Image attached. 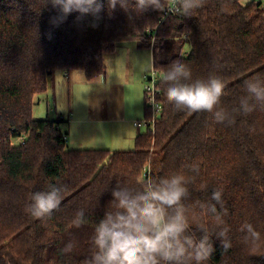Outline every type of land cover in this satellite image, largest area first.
I'll list each match as a JSON object with an SVG mask.
<instances>
[{
	"label": "trees",
	"instance_id": "obj_1",
	"mask_svg": "<svg viewBox=\"0 0 264 264\" xmlns=\"http://www.w3.org/2000/svg\"><path fill=\"white\" fill-rule=\"evenodd\" d=\"M99 2L102 20L93 28V18L77 20L78 13L53 26L56 13L46 0H0V264H84L95 251V227L111 210V189L139 187L149 174L195 176L184 204L196 239L203 235L198 225L218 231L200 205L214 203L212 191L223 189L232 246L224 251L213 235L207 264H264V107L237 115L233 124L217 123L211 113L170 104L160 83L161 73L180 59L192 81L217 76L225 82L219 107H238L247 95L244 82L264 80V6L205 0L184 17L151 8L139 14L135 0L128 10ZM125 41L151 51L161 103L154 127L139 132L128 151L68 148L58 127L63 120L32 117L35 98L48 90L55 71H81L89 81L102 75L104 54ZM150 113L145 98V118ZM21 136L24 143H16ZM193 164L199 175L190 171ZM52 184L64 189L59 208L50 218L32 217L25 211L31 195ZM79 209L86 223L77 228L72 221ZM245 223L261 234L258 245L244 242ZM70 242L74 248L65 253Z\"/></svg>",
	"mask_w": 264,
	"mask_h": 264
},
{
	"label": "clouds",
	"instance_id": "obj_2",
	"mask_svg": "<svg viewBox=\"0 0 264 264\" xmlns=\"http://www.w3.org/2000/svg\"><path fill=\"white\" fill-rule=\"evenodd\" d=\"M205 0H172L173 6L165 7V0H135L136 12L143 13L149 8L157 11H170L184 17L203 7ZM51 4L55 15L50 18L53 26L64 23L69 15L78 13L77 20L91 16L90 26L96 28L102 20L103 5L99 0H46ZM120 4L128 10L129 0H108L110 10ZM160 83L165 86L167 101L178 109L193 113H211L215 122L233 124L237 115H249L258 106L264 107V80L252 78L244 82L247 95L241 97L238 107L231 110L219 107L224 96L226 84L217 76L207 80L192 81L189 65L173 60L161 73ZM190 171L199 175V166H188ZM195 176L174 174L153 177L147 175L139 187L121 186L111 189L109 204L111 210L104 212L95 227L93 246L95 251L84 264H207L215 248L211 237L215 235L224 251L231 248L230 228L224 217L228 215L222 199L223 189H214L211 200L214 203L201 204L202 212L211 217L218 231L210 234L204 225L197 230L203 233L196 239L189 222V209L184 201L189 197L188 185ZM63 187L49 185L46 192H34L25 211L36 219L52 216L63 199ZM77 228L85 220V212L79 209L72 221ZM245 243L258 245L261 234L250 223L240 228ZM74 244L68 243L63 251L69 253Z\"/></svg>",
	"mask_w": 264,
	"mask_h": 264
},
{
	"label": "crops",
	"instance_id": "obj_3",
	"mask_svg": "<svg viewBox=\"0 0 264 264\" xmlns=\"http://www.w3.org/2000/svg\"><path fill=\"white\" fill-rule=\"evenodd\" d=\"M151 56L146 46L137 41H125L117 44L114 51L107 52L104 73L92 81L76 70H58L52 74L47 92L51 96L50 102L57 103V118L51 120H63L58 127L66 134L70 149H89L81 147L84 141L99 144L106 138L107 143L112 131L116 135L129 132L134 142L143 131L137 129L134 122L145 118V94L141 82L152 68ZM79 109L84 111L77 114ZM66 128L68 132L64 130ZM77 129L86 130L88 134L78 135ZM109 148L100 149L114 151Z\"/></svg>",
	"mask_w": 264,
	"mask_h": 264
},
{
	"label": "rangeland",
	"instance_id": "obj_4",
	"mask_svg": "<svg viewBox=\"0 0 264 264\" xmlns=\"http://www.w3.org/2000/svg\"><path fill=\"white\" fill-rule=\"evenodd\" d=\"M105 58L107 56V52L104 54ZM151 68L148 70V72L144 75L147 76L148 78L151 77ZM143 76V81L141 82V84L144 87L145 84V78ZM47 92V91H46ZM49 92V91H48ZM43 93L41 95H38L37 98H35V104L33 105V109H32V117L36 120H42V119H46L47 117L50 119H55L57 118V116H55V112H56V104H53L51 101V96L49 93ZM81 92L85 93L86 90H81ZM145 98H146V102H147V97L145 94ZM148 105V103H147ZM84 110L83 109H79L77 111V114L82 113ZM48 113V116H46ZM66 132H68L67 128L64 129ZM75 131V130H74ZM77 134H84L87 135V131L84 130L83 132L81 131V129H77ZM88 138V137H87ZM86 140V138H85ZM108 142L106 143V138L104 139V142L102 140V142H99V144H88L86 141H84L82 143L81 147H90L89 149H96V148H107V147H111L109 149L111 150H117V151H125V150H132L134 149V142L133 140H131L130 137V133L128 132L127 135L124 134H118L116 135L113 131L110 134L109 133V137H108ZM16 143H18V140H16ZM110 145V146H109ZM69 146V144L67 145ZM73 147V146H71ZM69 148V147H68ZM72 149V148H71ZM83 149V148H82Z\"/></svg>",
	"mask_w": 264,
	"mask_h": 264
},
{
	"label": "built area",
	"instance_id": "obj_5",
	"mask_svg": "<svg viewBox=\"0 0 264 264\" xmlns=\"http://www.w3.org/2000/svg\"><path fill=\"white\" fill-rule=\"evenodd\" d=\"M247 1H252V0H246ZM262 3V5L264 6V0H258ZM173 6L172 4V0L170 2V5L166 8L169 9ZM169 14H176L170 11L165 10L164 11V15L167 16ZM145 78V91H146V97H147V103L148 106L150 107L151 113H150V118H144L141 121H136L134 122V126L137 129H145V128H153L156 122L157 117L159 116L160 112H161V103L157 100L156 95L159 93V90L157 89L156 86V74L154 72L151 73V77L148 78L147 76L144 77ZM24 136H21L18 141L21 143H24Z\"/></svg>",
	"mask_w": 264,
	"mask_h": 264
}]
</instances>
